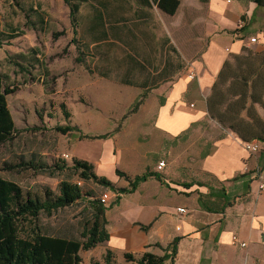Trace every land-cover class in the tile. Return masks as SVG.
Returning <instances> with one entry per match:
<instances>
[{
    "label": "crops",
    "instance_id": "crops-1",
    "mask_svg": "<svg viewBox=\"0 0 264 264\" xmlns=\"http://www.w3.org/2000/svg\"><path fill=\"white\" fill-rule=\"evenodd\" d=\"M171 5L172 0H81L77 15L82 57L99 63V78L114 82L110 86L120 109L139 101L133 110L152 116L153 134L179 137L202 121L220 127L223 134L201 160L203 171L217 184L196 182V194L181 180L159 172L163 182L150 176L132 192H117L105 210L109 237L84 250L103 246L101 256L91 255L88 263L102 262L109 250L112 264H137L124 254L162 255V248L176 238V252L164 264H264V193L257 189L264 177V142L258 141L256 152L246 150L234 131L210 117L207 106L224 67L220 90L244 76L248 89L256 80L254 93L264 100V6L254 0H177L170 13L164 6ZM258 111L263 116L260 106ZM117 138H98L99 155L85 157L97 175L126 187L128 179L116 173L131 177L118 166L123 158L134 176L155 171L136 173L137 168L143 170L139 154L118 148ZM112 207L110 223L107 213Z\"/></svg>",
    "mask_w": 264,
    "mask_h": 264
},
{
    "label": "rangeland",
    "instance_id": "rangeland-1",
    "mask_svg": "<svg viewBox=\"0 0 264 264\" xmlns=\"http://www.w3.org/2000/svg\"><path fill=\"white\" fill-rule=\"evenodd\" d=\"M76 18L73 29L64 0H0V71L3 84L14 89L6 98L16 127L13 137L0 143V176L15 181L24 195L40 199L55 195L63 179L79 184V200L50 215L40 213L37 220L42 232L67 237H79L85 221L91 219V200L105 191L111 199L117 193L81 179L71 168L74 157L83 159L82 155L86 160L99 155L101 140L86 136H118V148L139 154L143 170L137 168L136 173L151 169L172 181L217 184L203 171L201 160L212 141L223 134L220 127L202 121L179 137L165 138L149 130L152 116L136 113L135 101L120 109L119 97L110 86L114 82L99 78V63L82 57L81 19ZM28 160L44 162L47 168L22 165ZM161 160L165 165L158 169ZM128 163L123 158L118 166L134 177ZM58 164L63 169H57ZM195 186L187 190L194 188L197 194ZM115 208L107 213L110 223ZM102 247L80 251L81 264H89L91 255L100 257Z\"/></svg>",
    "mask_w": 264,
    "mask_h": 264
},
{
    "label": "trees",
    "instance_id": "trees-1",
    "mask_svg": "<svg viewBox=\"0 0 264 264\" xmlns=\"http://www.w3.org/2000/svg\"><path fill=\"white\" fill-rule=\"evenodd\" d=\"M254 1L264 6V0ZM64 2L69 8L70 23L75 27L81 0H64ZM176 5L177 0H172L171 7L164 6V9L172 13ZM225 79L224 67L207 98L210 117L234 131L243 141L264 142V100L261 94L254 93L256 80L251 81V89H248L247 78L244 76L236 78L231 81L226 91H223L219 86ZM13 91L12 87L3 84V74L0 71V143L10 140L16 132L6 98V95ZM138 103L139 101H136L134 108ZM258 106L261 107L263 116L260 115ZM86 137L104 138L105 134ZM22 165L32 169L47 168L44 162L35 163L33 160L23 161ZM56 167L63 169L64 165L58 164ZM71 168L78 172V176L83 180H93L112 191L122 193L134 191L139 182L145 181L150 176L162 181L159 172L156 171L146 170L131 178L124 172L116 170L119 176L126 177L129 182L126 187H117L105 176L97 175L92 163L85 159L74 157ZM194 183L196 182L186 183L184 186L189 188ZM81 197L82 189L79 184L66 179L59 182L55 195L40 199L24 195L21 186L15 181L0 176V264H81L80 251L88 250L109 237L105 218L107 205L100 201L99 196L90 201L92 217L85 221L79 237L44 233L37 222L40 213L50 215L59 208L73 204ZM115 201L113 199L109 205ZM203 207L209 209L208 206ZM142 227L146 228L144 225ZM176 249L175 238L162 248L164 251L162 255L144 251L137 258L130 253H125L124 257L128 261H136L137 264H164L165 260L175 254ZM91 264H112L111 252L109 250L105 252L102 262L91 260Z\"/></svg>",
    "mask_w": 264,
    "mask_h": 264
},
{
    "label": "built area",
    "instance_id": "built-area-1",
    "mask_svg": "<svg viewBox=\"0 0 264 264\" xmlns=\"http://www.w3.org/2000/svg\"><path fill=\"white\" fill-rule=\"evenodd\" d=\"M250 40L251 41H254L255 40V37H250ZM190 76L192 77L193 75L190 74ZM244 148L250 152H256L258 151L259 149V144H258V141L257 140H252V141H244ZM164 165V161L161 160L158 162V165H157V168L160 169L162 166ZM257 189L259 192H263L264 193V177H260L257 181ZM113 196L116 197L117 196V193L114 194L113 193ZM111 193L108 192V191H105V192H102L100 195H99V199L102 203H107L109 201V203L113 200L111 199ZM113 197V198H114ZM111 199V200H110ZM115 199V198H114ZM178 211L180 212H183L184 211V208L183 207H178L177 208ZM233 241L236 242L238 241L236 237H233ZM240 245H244L243 242H240Z\"/></svg>",
    "mask_w": 264,
    "mask_h": 264
}]
</instances>
